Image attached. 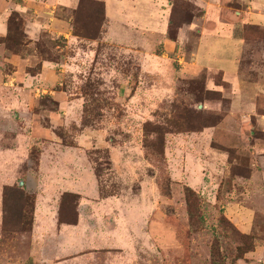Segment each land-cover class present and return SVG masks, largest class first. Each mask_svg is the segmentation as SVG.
I'll return each instance as SVG.
<instances>
[{"label": "rangeland", "instance_id": "374dc122", "mask_svg": "<svg viewBox=\"0 0 264 264\" xmlns=\"http://www.w3.org/2000/svg\"><path fill=\"white\" fill-rule=\"evenodd\" d=\"M189 13L197 14L185 1L175 2L169 36ZM100 19L98 3L81 1L73 33L96 38ZM8 22L7 54L32 57L26 71L2 67L7 80L17 72L6 96L27 106L7 110L0 120V142L17 153L0 156V264H264V80L243 72L260 90L249 99L247 90L233 93L218 74L210 77L212 91L203 88V74L163 83L143 74L129 54L99 43L85 64L69 61L72 47L59 39L41 37L24 49L20 18L12 13ZM40 60L76 67L37 75ZM161 82L168 92L148 98L145 91ZM133 92L138 97L129 103ZM50 147L77 155L55 157ZM56 159L63 164L58 173ZM72 162L91 168L99 198H118L104 221L115 230L124 219L126 236H91L84 208L91 202L79 207L84 195L74 194L72 183L56 191ZM250 174L253 185L243 186ZM49 187L56 192L50 199L57 225L67 228L41 236L33 233L32 209L37 188ZM78 214L86 231L70 228ZM93 239L127 244L102 250Z\"/></svg>", "mask_w": 264, "mask_h": 264}, {"label": "crops", "instance_id": "0c3cea01", "mask_svg": "<svg viewBox=\"0 0 264 264\" xmlns=\"http://www.w3.org/2000/svg\"><path fill=\"white\" fill-rule=\"evenodd\" d=\"M81 1L83 0H0V120L6 117L7 110L23 109L27 106L25 99L18 96L9 99L6 96L14 87L9 85L16 78L17 72H12L8 80L2 72L4 65H9L11 71H26L25 69L29 68L30 57H32L29 54L22 55V57L16 53L7 54L3 41L8 35V21L12 13L17 14L21 20L20 30L24 49L38 42L41 37L51 41L59 39L64 41L65 45L72 47L73 55L69 61L85 64L93 61L92 47L99 43L118 49L121 53L129 54L143 74L145 72L155 75L158 77L157 80H164L163 83L166 77L173 76L177 80L187 81L203 74V88L212 91L216 89L210 77L218 74L219 81L227 83L233 93L238 91L240 95L242 89L247 90L249 99L255 90L260 91L255 89V83L243 79V72H246L248 76H256L264 80V0H183L197 14L189 13L187 20L174 24L171 36H169V31L173 6L177 0H85L100 5L101 19L97 37L91 40L73 33L72 15ZM244 60H247V65ZM37 64L38 71H40L37 75L44 74V71H63L69 67H76L74 64H58L47 60H40ZM165 71H168V74H165ZM124 82L123 80L121 85L125 86ZM163 83L156 85V90L147 89L146 95L151 94L148 98L152 99V97L167 93V86ZM124 90L127 91L126 87ZM32 92V90L27 91L28 95ZM137 97L136 92L131 97L127 96L130 98L129 103ZM23 98L29 99L27 96ZM69 100L67 98L65 102ZM145 102L143 110L150 104L148 101ZM23 123L26 124L28 121L23 119ZM239 136L240 134L237 138ZM26 140H29V137H25V142ZM50 148L56 150L53 147ZM56 151H54L57 153L55 157L64 153L65 155L67 153L77 155V152H73L74 149L69 148ZM13 154L17 153L0 142V156L9 157ZM55 161L53 170L58 173L63 170V164H60L57 159ZM83 166V164L75 165L73 162L67 166L71 170V175L59 180L56 191L61 187L65 189L68 184L72 183V192L76 195H84L79 198V207L81 204L91 202V205L84 207L89 213L88 218L91 224L87 225V232L91 236L110 235L111 237L112 234L126 236L127 229L125 226L122 227L124 219L119 220L120 223L115 230L110 229L104 221V217L112 215L111 202H115L118 198L116 196L106 199L99 198L97 180L91 168ZM251 183L253 185L251 174L247 180L241 181L243 186L251 185ZM36 186L39 188L38 181ZM77 187L84 191H75ZM38 188L31 216L33 233L42 236L54 234L61 228L66 229L67 226L57 225V207L50 199V196L56 192L49 187L43 193L42 189ZM244 191L246 192V188ZM234 205L232 202L229 203L225 208V214L226 210ZM248 212L250 216V211ZM77 217L75 225L70 226L71 230L86 231L81 223L82 216L78 214ZM237 228L246 232L247 226L240 224ZM93 241L94 245L102 250L127 244L125 241H113L112 239H93Z\"/></svg>", "mask_w": 264, "mask_h": 264}, {"label": "trees", "instance_id": "16d2710c", "mask_svg": "<svg viewBox=\"0 0 264 264\" xmlns=\"http://www.w3.org/2000/svg\"><path fill=\"white\" fill-rule=\"evenodd\" d=\"M99 7H100V5H99ZM19 25H21V24H19ZM8 29H9V26H8ZM21 37H22V33H21ZM5 40L7 41L8 39L7 38H5ZM3 42H5V41H3ZM7 49V48H6ZM37 71H38V68H37ZM8 191L9 189H5V191ZM16 193V192H15ZM21 196V195H20Z\"/></svg>", "mask_w": 264, "mask_h": 264}]
</instances>
